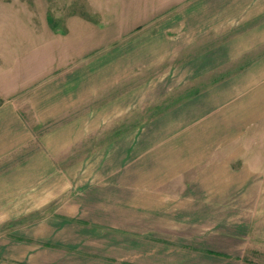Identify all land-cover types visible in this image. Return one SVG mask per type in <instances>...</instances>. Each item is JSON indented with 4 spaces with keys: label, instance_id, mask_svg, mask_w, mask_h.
<instances>
[{
    "label": "crops",
    "instance_id": "1",
    "mask_svg": "<svg viewBox=\"0 0 264 264\" xmlns=\"http://www.w3.org/2000/svg\"><path fill=\"white\" fill-rule=\"evenodd\" d=\"M199 4L194 17L189 10L179 15L180 28L169 20L143 30L32 94L39 124L71 114L80 103L90 108L43 134L35 152L0 173V264H238L235 232L222 233L226 226L218 221L181 217L189 206L172 197L194 189L173 185L188 179L187 169L206 152L264 117V54L236 76L164 110V124L125 130L117 123L136 99L146 105L172 90L164 71L154 76L156 88L166 87L160 91L144 78L129 94L111 93L134 68L146 73L177 61L198 38L225 35L238 24L253 26L228 40L215 64L264 50V0ZM187 67H175L174 83L189 77ZM15 115L11 105L0 107V163L35 140ZM112 129L120 132L109 136Z\"/></svg>",
    "mask_w": 264,
    "mask_h": 264
},
{
    "label": "rangeland",
    "instance_id": "2",
    "mask_svg": "<svg viewBox=\"0 0 264 264\" xmlns=\"http://www.w3.org/2000/svg\"><path fill=\"white\" fill-rule=\"evenodd\" d=\"M203 1L206 0H0V107L11 105L16 111L14 120L29 128L35 138L29 149L6 157L8 161L0 163V173L15 168L17 162L35 152L43 134L89 111V102L80 103L71 114L39 124L29 104L37 89L70 69L120 48L143 30L159 27L169 20L168 26L180 28L179 15L189 10L194 17L192 12ZM252 24L233 25L222 36L200 37L188 53L178 54L182 58L146 73L134 68L122 81V89L111 93L129 94L144 78L153 81L154 89L160 91L166 87L156 88L154 76L163 71L172 90L150 104L138 106L136 99L134 109L120 118L118 126L130 130L154 122L164 124V110L175 108L179 102L245 70L264 50L244 54L231 62L215 64L214 61L225 54L228 40ZM185 28L179 29V34H185L180 31ZM180 63L188 64L189 77L174 83L175 67ZM229 127L232 130L233 123ZM119 132L112 129L108 135ZM213 137L218 138V132ZM104 142V139L93 142V147ZM204 155L198 163L189 166L188 179L174 181V187L194 189L173 195L174 204H186L190 210L176 213L188 220L218 221L226 226L220 227L222 233L235 232L238 264H264V117L240 134H233L224 146ZM202 191L204 196L200 195Z\"/></svg>",
    "mask_w": 264,
    "mask_h": 264
}]
</instances>
